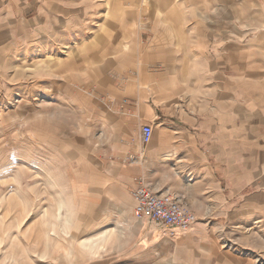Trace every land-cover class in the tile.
<instances>
[{"label": "rangeland", "instance_id": "374dc122", "mask_svg": "<svg viewBox=\"0 0 264 264\" xmlns=\"http://www.w3.org/2000/svg\"><path fill=\"white\" fill-rule=\"evenodd\" d=\"M9 1L16 8L15 0L4 3ZM111 1H88L87 17L94 21L85 38L47 46L23 37L33 10L12 12L0 3V264H264V221L236 222L228 215L197 219L189 232H160L158 240L143 244L127 195L105 193L98 200L97 170L103 160L132 162L104 135L112 131L104 122L116 79L112 72L118 68L121 82L130 77L127 56L134 48L121 45L118 56L125 59H104L114 51L100 39L112 41V27H119L115 19L125 20L135 10L117 0L121 4L114 12ZM139 3L146 8L157 2ZM137 49L142 53L145 45ZM119 127L113 129L119 132ZM108 176V182L118 180L115 172ZM103 208L108 209L105 218ZM104 228L112 233L102 241L98 236Z\"/></svg>", "mask_w": 264, "mask_h": 264}, {"label": "crops", "instance_id": "0c3cea01", "mask_svg": "<svg viewBox=\"0 0 264 264\" xmlns=\"http://www.w3.org/2000/svg\"><path fill=\"white\" fill-rule=\"evenodd\" d=\"M88 1L15 0L16 8L12 1L0 3L12 12L33 10L23 37L47 46L85 38L94 21L87 17ZM116 1H111L114 12L121 4ZM155 1L144 8L140 0H121L135 10L125 20L115 19L119 27H112V41L100 39L112 45L114 52L104 53L109 60L125 59L117 48L134 45L127 56L131 75L121 82L115 68L104 110L105 125L112 129L104 134L106 143L133 160H103L97 170L98 200L105 193L127 195L133 213L131 192L141 178L153 190L177 198L199 221L228 215L259 224L264 221V0H208L199 6ZM171 12L176 17H169ZM137 23L139 29L133 27ZM132 33L134 38L126 40ZM138 45L145 51L138 52ZM143 124L153 126L147 143L140 136ZM114 172L118 180L108 182ZM117 187V193L111 190ZM101 212L107 217L108 209ZM133 217L141 225L143 244L158 240L160 232L191 230L162 229Z\"/></svg>", "mask_w": 264, "mask_h": 264}, {"label": "built area", "instance_id": "2783aa9c", "mask_svg": "<svg viewBox=\"0 0 264 264\" xmlns=\"http://www.w3.org/2000/svg\"><path fill=\"white\" fill-rule=\"evenodd\" d=\"M153 132L151 124H143L140 136L144 143L150 141ZM133 160V159H132ZM133 214L137 221H150L168 227L187 230L196 222V215L182 206L179 200L169 193L153 190L143 179L132 192Z\"/></svg>", "mask_w": 264, "mask_h": 264}, {"label": "bare ground", "instance_id": "6f19581e", "mask_svg": "<svg viewBox=\"0 0 264 264\" xmlns=\"http://www.w3.org/2000/svg\"><path fill=\"white\" fill-rule=\"evenodd\" d=\"M107 232H110L109 235L112 233V231H110L109 229H106V230L100 231V234H99V236H98L99 239L102 240V241L105 240V238H106L105 233H107ZM113 236H114V234H113ZM98 245H99V243L96 244V246H98ZM101 245H102V244H101Z\"/></svg>", "mask_w": 264, "mask_h": 264}]
</instances>
